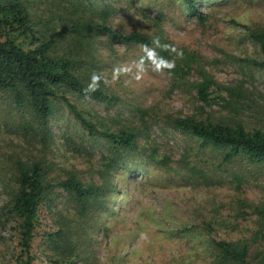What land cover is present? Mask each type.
<instances>
[{
    "label": "rangeland",
    "instance_id": "rangeland-1",
    "mask_svg": "<svg viewBox=\"0 0 264 264\" xmlns=\"http://www.w3.org/2000/svg\"><path fill=\"white\" fill-rule=\"evenodd\" d=\"M94 1L97 7H110L106 22L110 29L120 35L160 33L174 46L195 53L216 84L210 89L212 102L204 106L187 87L173 85L164 66L156 68L141 47L97 38L98 74L109 94L120 100L108 106L89 100L78 105L91 110L92 122L102 123V128L138 132V149L126 151L122 161L127 169L120 167L111 182L115 197L110 212L97 219L100 231L93 246L97 259L101 264H191L205 257L202 242L207 236L231 240L241 229L250 236L257 230L255 216L251 208H245V216L238 211L241 201L255 205L263 199L264 171L241 159L223 163L218 150L201 147L172 122L209 117L264 129V69L241 61L264 59L247 32V28H264V0H193L201 18L188 10L184 0ZM195 68L189 81L199 80ZM228 87L247 89L256 105L242 113L231 112L221 101ZM49 130L53 139L45 159L55 165L52 177L64 179L74 173L85 183L101 184L96 170L106 141L89 137L66 111L50 123ZM9 138L14 135L3 130L0 139ZM35 147L34 155L39 150ZM236 176L243 180L239 186ZM57 193L62 197L54 209L62 208L65 201L61 189ZM5 200L0 189V206ZM57 214L42 209L39 223L54 229ZM10 229L0 228V233L10 237ZM258 245L254 242L253 248ZM40 261L47 263L43 255Z\"/></svg>",
    "mask_w": 264,
    "mask_h": 264
},
{
    "label": "trees",
    "instance_id": "trees-1",
    "mask_svg": "<svg viewBox=\"0 0 264 264\" xmlns=\"http://www.w3.org/2000/svg\"><path fill=\"white\" fill-rule=\"evenodd\" d=\"M184 1L191 13L200 16L193 0ZM95 3L0 0V134L8 130L14 135L5 142L0 139V189L6 198L0 206V228L9 226L12 230L10 237L0 233V264H44L41 255L48 264H101L93 249L100 231L97 219L110 212L115 197L111 182L120 167L127 169L124 155L138 149V132L126 127L117 132L102 128V123L92 122L91 110L78 105L79 101L89 100L108 106L120 100L109 94L102 81L95 92L84 91L90 75L99 70L95 55L99 36L110 43L150 48L153 37L158 36L162 45L183 53L178 57L170 48L155 49L159 58L174 62L173 68L163 67L172 84L187 87L204 106L212 102L210 89L216 84L200 67L195 53L174 46L160 33L120 35L107 26L110 7H97ZM247 32L264 57V28H247ZM241 61L264 69V59ZM194 65L199 80L189 81ZM224 91L221 101L231 112L242 113L256 105L247 89L228 87ZM244 101L248 102L244 105ZM61 111L72 115L89 137L99 136L106 141L96 170L101 184L85 183L74 173L64 179L52 177L55 165L45 159L48 142L51 145L53 139L49 125ZM118 116L112 119L114 123ZM172 126L197 139L201 147L218 150L223 163L241 159L264 171L263 128L247 129L241 122H216L209 117L176 118ZM37 145L38 154L34 155ZM4 147L6 151H2ZM234 179L237 185L243 182L239 176ZM58 189L65 201L62 208L54 209L62 197ZM240 207V216L247 215L245 208H251L257 230L246 236L241 229L231 240L207 236L202 242L205 257L191 264H264V246L259 241L264 242V197L255 205L241 201ZM42 209L58 213L54 229L39 223ZM206 226L212 229L210 223ZM257 241L259 245L254 249Z\"/></svg>",
    "mask_w": 264,
    "mask_h": 264
},
{
    "label": "clouds",
    "instance_id": "clouds-1",
    "mask_svg": "<svg viewBox=\"0 0 264 264\" xmlns=\"http://www.w3.org/2000/svg\"><path fill=\"white\" fill-rule=\"evenodd\" d=\"M152 45H153V47H151V48L148 45H141V48L146 53L147 57L152 58L155 61V67L158 68V69L161 66H166L168 68H173L174 67V62H169V61L163 60L162 58H159L157 56L156 51H155L156 48H159V47L170 48L171 51L176 54V56L182 57V55H183L182 51H178L175 48H171L170 45H162L161 41H160V38L158 36H154L153 37ZM139 67L142 68V65H139ZM101 79L102 78H101V76L98 73L93 72L90 75L89 82H88L87 86L84 89L85 93L95 92L100 86Z\"/></svg>",
    "mask_w": 264,
    "mask_h": 264
}]
</instances>
